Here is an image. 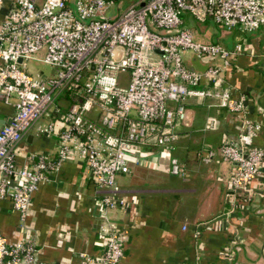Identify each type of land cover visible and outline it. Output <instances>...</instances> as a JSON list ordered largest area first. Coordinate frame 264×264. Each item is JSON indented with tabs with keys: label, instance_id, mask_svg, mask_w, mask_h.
<instances>
[{
	"label": "built area",
	"instance_id": "obj_1",
	"mask_svg": "<svg viewBox=\"0 0 264 264\" xmlns=\"http://www.w3.org/2000/svg\"><path fill=\"white\" fill-rule=\"evenodd\" d=\"M115 1L124 0H0V103L11 110L0 126V197L23 219L40 182L64 161L82 163L101 190L96 259L103 264L117 263L123 253L124 222L116 212L130 202L116 176L139 165L148 150L174 149L187 126L188 99L239 117L233 137L223 134L215 151L199 154L203 163L218 156L229 167L227 207L216 225L246 209L249 182L264 164V148L253 144L259 123L247 117L248 94L224 76L240 44L229 49L195 41L180 17L249 34L264 29V0H131L108 18ZM39 51L54 68L46 78L25 68L24 60ZM187 51L206 64L202 71L188 68ZM216 127V118L207 117L201 131ZM30 132L51 138V148L28 152L26 164L18 165V145ZM168 162L170 174H182L176 157ZM230 242L221 248L226 258ZM34 251L29 239L9 242L0 235V264H45L35 261Z\"/></svg>",
	"mask_w": 264,
	"mask_h": 264
},
{
	"label": "crops",
	"instance_id": "obj_2",
	"mask_svg": "<svg viewBox=\"0 0 264 264\" xmlns=\"http://www.w3.org/2000/svg\"><path fill=\"white\" fill-rule=\"evenodd\" d=\"M227 34L231 44H221L229 49L240 44L241 51L224 76L235 90L248 94L247 117L259 123L253 144L264 148V29ZM185 105L189 124L180 129L174 147L182 166L179 181L163 180L160 173L170 174L168 161L173 155L156 149L144 152L139 165L115 178L130 202L125 212H116L123 218L124 231L123 253L115 264H264V164L249 182L252 194L246 209L216 225L227 207L223 180L229 167L218 156L203 163L199 154L216 150L223 134L233 137L239 117L218 109L216 129L201 131L206 118L202 108L213 107L195 99ZM10 113V107L0 103V126ZM51 145V138L30 132L18 145L15 161L24 165L28 152ZM100 191L82 163L64 161L57 173L38 184L23 219L8 197H0V235L9 242L31 240L36 262L103 264L96 259L102 250L96 233ZM229 242L232 253L226 258L221 248Z\"/></svg>",
	"mask_w": 264,
	"mask_h": 264
},
{
	"label": "rangeland",
	"instance_id": "obj_3",
	"mask_svg": "<svg viewBox=\"0 0 264 264\" xmlns=\"http://www.w3.org/2000/svg\"><path fill=\"white\" fill-rule=\"evenodd\" d=\"M129 1H131V0H124L121 3H118L117 1H115L111 6L108 7L107 11L105 12V16H107L108 18L115 17L116 15H118L120 13V10L122 8H124V6H126ZM180 17L182 19L183 27L190 29V31L192 33V37L195 41H205V40L211 38L212 40L217 39L215 42H219L220 44L221 43L226 44V45L231 44V40L229 39L230 35L227 34V32L229 33V31L222 28L221 26H216L211 21H205V22L195 21L187 13H182L180 15ZM199 32L204 33V34H200ZM219 38H221L220 41H219ZM41 55H42V52L39 51V52H36L35 54H33L34 57H31V58L24 60L25 68H26V71H28L29 73H32V74L37 73L41 77L46 78V77H49L50 75L53 74L54 68L52 66L42 62L39 59L41 57ZM183 57H184V59H187V61H188L187 63L189 64L190 53L188 51L185 52ZM201 102L205 103V101H201ZM188 110L189 109H187V108L185 109V113H186V120L185 121H187L189 119ZM216 111H218V109L213 108L211 110L210 109L206 110L205 108H202V112L206 113V118L207 117L216 118ZM206 118L204 119L202 126L204 125ZM212 150L215 151V149H212ZM191 153H192V149H189L188 154H191ZM172 155L173 156L177 155V151L175 149L169 152V156H172ZM160 175L165 182H170L173 180L179 181V178L177 175H172V174H168V173H160ZM117 176H116V178H117Z\"/></svg>",
	"mask_w": 264,
	"mask_h": 264
},
{
	"label": "water",
	"instance_id": "obj_4",
	"mask_svg": "<svg viewBox=\"0 0 264 264\" xmlns=\"http://www.w3.org/2000/svg\"><path fill=\"white\" fill-rule=\"evenodd\" d=\"M189 69H194V70H198V71H202L206 64L205 63H200L198 58H196L195 56H193L190 60H189V64L187 65ZM31 138L30 135H28L26 137V141H29V139Z\"/></svg>",
	"mask_w": 264,
	"mask_h": 264
}]
</instances>
